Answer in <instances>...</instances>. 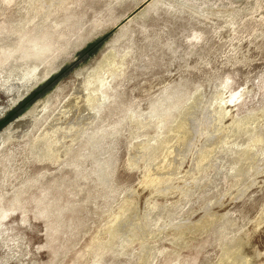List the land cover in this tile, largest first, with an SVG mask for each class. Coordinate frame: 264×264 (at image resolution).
<instances>
[{
  "label": "rangeland",
  "instance_id": "1",
  "mask_svg": "<svg viewBox=\"0 0 264 264\" xmlns=\"http://www.w3.org/2000/svg\"><path fill=\"white\" fill-rule=\"evenodd\" d=\"M1 109L0 264H264V0H0Z\"/></svg>",
  "mask_w": 264,
  "mask_h": 264
},
{
  "label": "trees",
  "instance_id": "2",
  "mask_svg": "<svg viewBox=\"0 0 264 264\" xmlns=\"http://www.w3.org/2000/svg\"><path fill=\"white\" fill-rule=\"evenodd\" d=\"M9 116L10 115L6 116L5 120L2 123H5L8 120Z\"/></svg>",
  "mask_w": 264,
  "mask_h": 264
},
{
  "label": "bare ground",
  "instance_id": "3",
  "mask_svg": "<svg viewBox=\"0 0 264 264\" xmlns=\"http://www.w3.org/2000/svg\"><path fill=\"white\" fill-rule=\"evenodd\" d=\"M12 102H13V101H12ZM13 103H14V102H13ZM10 105H11V104H10ZM4 111H5V109H3V110L1 109V110H0V112H2V113H3ZM2 113H1V114H2Z\"/></svg>",
  "mask_w": 264,
  "mask_h": 264
}]
</instances>
